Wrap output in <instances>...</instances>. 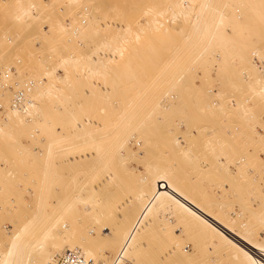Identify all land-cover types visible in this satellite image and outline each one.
<instances>
[{"label": "rangeland", "instance_id": "rangeland-1", "mask_svg": "<svg viewBox=\"0 0 264 264\" xmlns=\"http://www.w3.org/2000/svg\"><path fill=\"white\" fill-rule=\"evenodd\" d=\"M11 67L12 85L36 81L26 112L1 85ZM0 102V248L102 186L79 194L62 250L48 244L55 263L95 223L106 264H249L246 249L263 263L264 0H0ZM127 200L132 214L98 219Z\"/></svg>", "mask_w": 264, "mask_h": 264}, {"label": "bare ground", "instance_id": "bare-ground-1", "mask_svg": "<svg viewBox=\"0 0 264 264\" xmlns=\"http://www.w3.org/2000/svg\"><path fill=\"white\" fill-rule=\"evenodd\" d=\"M31 12H32L31 7L30 8H25L23 10V14H28V13H31ZM177 17H178V15H177ZM221 20H222L221 16H219L218 22H221ZM211 35H213V34H211ZM6 73H10V72H6L5 71L4 73H2V75L5 76ZM10 79H9V81H10ZM29 80L31 81L33 79H29ZM9 81H8V83H9ZM33 81H35V80H33ZM2 82H3V80H2ZM40 83H42V81H40ZM10 84H11V81H10ZM1 85L3 86V84H1ZM6 89H9V88H6ZM11 101H12V99H11ZM31 104L33 105L32 102H31ZM9 107L14 109L12 107V105H11V102H10ZM26 111H28V110H26ZM127 139H124L123 142L125 143V141ZM93 149L94 148H89L88 149V151L86 153V157H93L94 156ZM120 149L121 150L123 149V143L119 145V150ZM82 157H83L82 154L74 153L72 155V157H71V160L79 161L78 159H80ZM111 172H113V171H111ZM112 179H113V174L110 173V174L106 175L105 178H103V183H107V182L111 181ZM100 189H102V186L101 187H99V186L92 187L89 190L87 188H80L79 189L80 190L79 194L84 193V191H89V192H91V194H89V195L87 194V195H88V198L91 200V198L95 197V194H96L95 192L96 191L99 192ZM251 190H253V189H251ZM79 194H77L76 197L74 196L75 198L63 197L60 201L58 200L59 201V206H60L59 212L52 219H50L48 221H44L42 219L43 210L39 209V212H38L39 214H37L36 216H34V217H32L30 219L29 223L24 227V229H23V231L21 233H16V234H14L15 236H11L9 234L6 244H3V246L0 248V264H57V262L55 263V260H54V254H52L51 252L48 251V244L51 242V244L54 246L56 252H60L62 250L64 245L62 244L61 241H63V239L67 238L66 237L67 236L66 235V233H67L66 231H68V228H69V227L67 228L68 225H66L64 219L66 217L70 216V215L76 216L77 220L81 219L79 217L80 213H81V210H80V207H79V203H78L79 200L78 199L80 198L82 201H84V200L80 197ZM58 201H57V203H58ZM47 203L49 204L51 202L48 201ZM47 203L46 202L43 203V201H42L41 204L43 206H45V205H48ZM128 203H130V201H128V200L125 203H121L119 201L113 202L111 204L110 208L104 209L100 213L101 215H100V218H98V219L101 222H103L104 220H107L106 219L107 218L106 214H111V213H114V212L117 213V211H119V212L122 211L121 214L119 213L120 217H123L124 214H125V216H127L129 214H132L133 213L132 212L133 209L130 208L132 206V204L128 205ZM87 204L88 205H86V202H83L84 212L85 213L86 212H90V211H92L94 209L93 208V203L91 201H88ZM135 212H136L137 215H140V214H142L144 212V210L141 207L140 208L138 207V208L135 209L134 213ZM88 214H91V213H88ZM5 216L6 215H4V217ZM26 216H27L26 214H23L22 217H20L19 219L16 218L15 222L18 223L20 220L23 221V222L24 221L27 222V219H26L27 217ZM91 219L93 220V217H91ZM95 224L93 226V231L94 232H93V236H92L93 238L91 239V241H89L88 239L83 240L81 238H80V240L74 239L73 244L70 245L66 250L78 249L84 255H85V253H90V255L92 257V260L99 261L100 264H106L105 262L108 260L105 257L106 250L103 249L99 245H100V243L104 242L105 243V247H106V245L108 246V244L105 242V238H106L105 236H106V232L108 231V227L107 228L105 226L103 227V224H101V223L100 224H96V225ZM13 226H15V225H13ZM55 226H57L58 231L62 233L61 236L57 235V232L54 230ZM247 226H248V224H245L244 222L241 223V227L238 228L239 232H241L243 234L246 233L247 232ZM16 227L17 226H15L13 228L15 229ZM251 227L249 228L250 232L252 231ZM20 230H22V229H20ZM198 231L203 236L206 235V237H208V239L211 240V242H209V243H212L211 245H213V244L214 245L215 244L218 245V244H221V242L223 243V241L227 240L226 236L224 234H221V232H216L215 233L212 230V227L207 222H201L200 228H199ZM17 232H19V227H18V231ZM68 232H70V229H69ZM102 233H105V235H103ZM199 236H200V234H199ZM199 238H201V237H199ZM204 240H206V239H204ZM257 241L263 245V240L257 239ZM201 242H202V240H201ZM243 246H245V245L243 244ZM170 249L173 250L174 248H170ZM262 250L263 251L261 252V254H263V256L261 254H259V257H260V261H263L262 264H264V247H263ZM242 253H243V255L241 254V262L243 261V258H244V262L248 261L249 264H257V262H256V261H258V260H256L257 257L255 255H253V257H252V255H250L252 253V250L248 251L246 249V251L242 252ZM85 256L89 259V257L87 255H85ZM127 259H128V257L125 258L124 253L122 251H120L119 253H116L113 261L110 264H123V263H125V260H127Z\"/></svg>", "mask_w": 264, "mask_h": 264}, {"label": "built area", "instance_id": "built-area-1", "mask_svg": "<svg viewBox=\"0 0 264 264\" xmlns=\"http://www.w3.org/2000/svg\"><path fill=\"white\" fill-rule=\"evenodd\" d=\"M258 60V58H256ZM16 71L11 67L10 73H6L3 79L9 80L12 75H14ZM29 81V82H28ZM25 81L23 84H20L18 82H15L13 85L8 83L7 81L3 83V86L6 88L11 89L12 91V101L11 105L13 108L18 109L20 111H26L29 108L32 107V100L29 98V92L32 90V88L35 86V81L28 80ZM5 110V105L0 102V111ZM71 256L74 260H80L85 259L88 260V258L78 249H70L66 250L64 254L60 256V258L57 261V264H67L68 257ZM94 260H90L89 264H94Z\"/></svg>", "mask_w": 264, "mask_h": 264}, {"label": "snow or ice", "instance_id": "snow-or-ice-1", "mask_svg": "<svg viewBox=\"0 0 264 264\" xmlns=\"http://www.w3.org/2000/svg\"><path fill=\"white\" fill-rule=\"evenodd\" d=\"M85 255H87L89 257L88 260H85V259L74 260V259H72L71 256H69L67 259V264H89V261L92 260V257L90 255V253H85ZM94 264H100V262L95 261Z\"/></svg>", "mask_w": 264, "mask_h": 264}]
</instances>
